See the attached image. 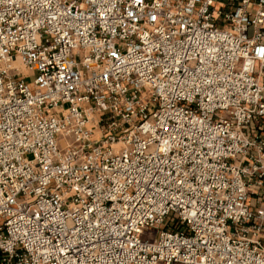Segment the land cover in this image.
Masks as SVG:
<instances>
[{
	"label": "built area",
	"instance_id": "built-area-1",
	"mask_svg": "<svg viewBox=\"0 0 264 264\" xmlns=\"http://www.w3.org/2000/svg\"><path fill=\"white\" fill-rule=\"evenodd\" d=\"M263 189L264 0H0V264H264Z\"/></svg>",
	"mask_w": 264,
	"mask_h": 264
},
{
	"label": "rangeland",
	"instance_id": "rangeland-1",
	"mask_svg": "<svg viewBox=\"0 0 264 264\" xmlns=\"http://www.w3.org/2000/svg\"><path fill=\"white\" fill-rule=\"evenodd\" d=\"M217 7V9L219 10V9H221V5H217L216 6ZM216 17V19L220 22V26H223L222 24H221V18H218L217 17V15L215 16ZM16 63H18L19 65V69H20V71H21V74H23V75H29V74H31V71H30V69L29 68H27V67H23L22 65H21V60L18 58L17 59V61L15 62V64ZM16 66V65H15ZM27 81H29V80H27ZM69 105H65V110H67V109H69ZM73 141H74V138L73 137H65L64 135H62L60 138H59V148L61 149V150H63L66 146H69V145H71L72 143H73ZM31 159V158H30ZM0 225H2V221H0ZM156 236H157V230H151L150 231V233L148 234V238L150 239V240H154L155 238H156Z\"/></svg>",
	"mask_w": 264,
	"mask_h": 264
},
{
	"label": "crops",
	"instance_id": "crops-1",
	"mask_svg": "<svg viewBox=\"0 0 264 264\" xmlns=\"http://www.w3.org/2000/svg\"><path fill=\"white\" fill-rule=\"evenodd\" d=\"M249 204L251 205L252 209H257L264 204V189L258 195L250 194Z\"/></svg>",
	"mask_w": 264,
	"mask_h": 264
},
{
	"label": "bare ground",
	"instance_id": "bare-ground-1",
	"mask_svg": "<svg viewBox=\"0 0 264 264\" xmlns=\"http://www.w3.org/2000/svg\"><path fill=\"white\" fill-rule=\"evenodd\" d=\"M15 65H16V67H18V68H19V66H18L19 64H18V63H16Z\"/></svg>",
	"mask_w": 264,
	"mask_h": 264
}]
</instances>
